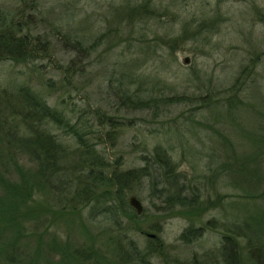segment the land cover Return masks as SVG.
Returning a JSON list of instances; mask_svg holds the SVG:
<instances>
[{
  "label": "rangeland",
  "instance_id": "rangeland-1",
  "mask_svg": "<svg viewBox=\"0 0 264 264\" xmlns=\"http://www.w3.org/2000/svg\"><path fill=\"white\" fill-rule=\"evenodd\" d=\"M17 16L48 52L0 60V163L35 170L29 93L59 177L0 184V264H264V0H0Z\"/></svg>",
  "mask_w": 264,
  "mask_h": 264
},
{
  "label": "trees",
  "instance_id": "trees-1",
  "mask_svg": "<svg viewBox=\"0 0 264 264\" xmlns=\"http://www.w3.org/2000/svg\"><path fill=\"white\" fill-rule=\"evenodd\" d=\"M21 15V14H19ZM21 19L15 17L12 19L9 24H4L5 21L3 19L0 22V60L4 58H10L12 60H22L28 57L34 56V52L41 53L46 55L48 52L45 46H41L39 44V38L36 37L39 41L38 43L31 42L32 38L28 33H24L23 28L24 25L21 22ZM82 39H75L73 41V49L77 50L78 52H89L91 47H94V43L86 44L83 42ZM26 104L25 109V118L31 119V134L29 136H21L17 137V139H12L14 142V146L16 145L17 148H20L23 152H25L28 157L34 162L35 170L32 173H26L20 171V168H17L18 177L21 180V184L19 186H15L14 183L10 182V178L8 174H6V166L3 163H0V184L3 183H11L12 186H15V195L18 196L22 200V190H25V185L33 180L43 179L48 182H54L58 177L55 175V170H58V166H56L57 158L58 157V150L56 149V143H54L49 137L44 138V131L43 134L34 126L36 121L43 122L45 119L50 118L53 121L60 122L55 113L51 111V109L34 96L30 95L29 93L23 96ZM36 124V123H35ZM43 125V124H42ZM13 144V143H12ZM15 146V147H16ZM6 155V154H4ZM165 164L168 165V160L166 159ZM103 162L101 163V165ZM123 173H116V170L111 171L109 177L107 178L102 172L99 174H88L85 176V179H91L90 187L93 189H97L101 185H113L118 186L119 181H124L127 179L128 174L126 176L122 175ZM90 177V178H89ZM167 179V178H166ZM63 183L60 182L59 186H62ZM87 188L88 185H85ZM0 188V194H1ZM78 190V189H77ZM185 198H182L181 201H184ZM21 202V201H20ZM19 205L16 206L19 209ZM14 218V217H13ZM1 221V219H0ZM188 230H192L189 229ZM244 232L243 228H241ZM191 232V231H187ZM186 237V234L183 235ZM229 243V242H226ZM234 247V246H233ZM233 251V252H232ZM257 256V255H256ZM258 257V256H257ZM227 264L230 262H234L239 264L236 260L235 256V249H232L230 246V252L227 253Z\"/></svg>",
  "mask_w": 264,
  "mask_h": 264
},
{
  "label": "water",
  "instance_id": "water-1",
  "mask_svg": "<svg viewBox=\"0 0 264 264\" xmlns=\"http://www.w3.org/2000/svg\"><path fill=\"white\" fill-rule=\"evenodd\" d=\"M184 62H188V58H184ZM129 204L135 209L137 214L142 212V204L135 196L129 198ZM148 236L155 237L154 234H149Z\"/></svg>",
  "mask_w": 264,
  "mask_h": 264
}]
</instances>
